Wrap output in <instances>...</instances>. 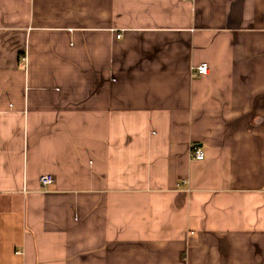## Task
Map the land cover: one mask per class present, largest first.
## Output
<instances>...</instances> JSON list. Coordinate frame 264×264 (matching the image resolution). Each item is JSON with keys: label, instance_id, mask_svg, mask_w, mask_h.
Instances as JSON below:
<instances>
[{"label": "crops", "instance_id": "obj_1", "mask_svg": "<svg viewBox=\"0 0 264 264\" xmlns=\"http://www.w3.org/2000/svg\"><path fill=\"white\" fill-rule=\"evenodd\" d=\"M0 264H264V0H0Z\"/></svg>", "mask_w": 264, "mask_h": 264}, {"label": "built area", "instance_id": "obj_2", "mask_svg": "<svg viewBox=\"0 0 264 264\" xmlns=\"http://www.w3.org/2000/svg\"><path fill=\"white\" fill-rule=\"evenodd\" d=\"M121 36L122 34H119L118 38H121ZM209 69L210 68L207 63H201L193 67V70L196 71L198 75H203V76L208 74ZM204 158H205V151L203 150V148L198 145H194L192 148V159L203 160ZM54 180L55 179L52 175L45 174L41 176L40 184L44 189H46L54 182Z\"/></svg>", "mask_w": 264, "mask_h": 264}]
</instances>
